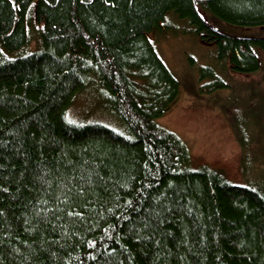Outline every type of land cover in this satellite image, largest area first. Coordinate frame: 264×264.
Returning <instances> with one entry per match:
<instances>
[{
	"label": "trees",
	"instance_id": "16d2710c",
	"mask_svg": "<svg viewBox=\"0 0 264 264\" xmlns=\"http://www.w3.org/2000/svg\"><path fill=\"white\" fill-rule=\"evenodd\" d=\"M204 10L264 24V0H0V264H264V182L192 166L156 121L180 91L150 35L169 16L213 44L201 90L260 68L264 36Z\"/></svg>",
	"mask_w": 264,
	"mask_h": 264
},
{
	"label": "rangeland",
	"instance_id": "374dc122",
	"mask_svg": "<svg viewBox=\"0 0 264 264\" xmlns=\"http://www.w3.org/2000/svg\"><path fill=\"white\" fill-rule=\"evenodd\" d=\"M202 14L210 25L226 33L264 36V24H235L208 10ZM168 18L170 23L162 36L150 35L179 80L180 91L174 104L156 121L182 138L192 166L206 164L235 183L264 182V52L260 53L261 65L256 72L230 74L221 70L227 85L201 90L200 82H209L210 78L198 79V65L211 60L213 44L188 31L183 19ZM90 106L97 110L98 104L91 98ZM82 113L83 104L77 117ZM88 113L92 116L95 111ZM97 117L108 119L105 115ZM238 137L249 143L247 148L246 144L241 146Z\"/></svg>",
	"mask_w": 264,
	"mask_h": 264
}]
</instances>
